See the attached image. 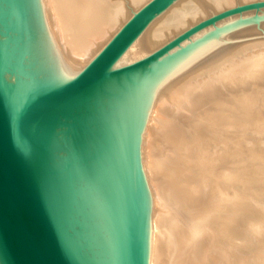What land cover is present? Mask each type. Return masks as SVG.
<instances>
[{"label":"water","instance_id":"water-1","mask_svg":"<svg viewBox=\"0 0 264 264\" xmlns=\"http://www.w3.org/2000/svg\"><path fill=\"white\" fill-rule=\"evenodd\" d=\"M174 1L146 0L70 69L40 0H0V264H149L141 135L170 77L157 59L224 17L264 7H223L117 64Z\"/></svg>","mask_w":264,"mask_h":264},{"label":"bare ground","instance_id":"bare-ground-1","mask_svg":"<svg viewBox=\"0 0 264 264\" xmlns=\"http://www.w3.org/2000/svg\"><path fill=\"white\" fill-rule=\"evenodd\" d=\"M40 1L55 47L70 69H81L146 0ZM232 4L233 0L174 1L147 25L117 64L127 63L153 50L208 15L210 9L217 11ZM221 46L214 35L208 34L195 44L183 48L176 46L169 54L157 59L170 77L155 93L141 135L140 157L150 205L149 264H210L209 257L215 252L219 255L218 264L235 261L245 264L248 259H253L255 264H264V255L259 258L257 254L249 258L235 257L238 249L224 243L217 235L219 232L216 231L220 229L214 228V224L218 226L224 222L228 216L223 211L232 206L247 229L257 239L260 238L264 233V204L260 199H256L257 202L247 200L246 193L236 184L234 177L221 169L220 162L210 159H218V156L207 153L210 149L220 151L240 146L242 128L253 126V122L259 120V115L253 113L255 110H249L253 97L251 99L248 92L256 86L253 84L260 81L249 85L247 93L242 90L228 94L227 91L230 82L242 76L264 74V43H238L230 49ZM260 85L262 91L263 86ZM201 97L206 105L205 117L196 113ZM235 99L237 104L233 103ZM229 105H239L243 109L242 117L238 116L240 111L235 110L233 114ZM194 117L202 127L214 130L217 136L200 127L194 128L195 125L191 124ZM151 121L156 122L155 126L166 142L180 145L184 150L190 145L194 147L193 159L199 174L196 181L183 184L169 165L162 164L164 159L161 160L153 151L152 140L148 142L149 139H145L146 125ZM183 127H187L188 136L181 132ZM224 131H232L233 134ZM261 158L264 160V155ZM261 169L260 175L256 176L264 182V165ZM256 176L255 181L259 180ZM246 177L250 180L247 174ZM239 227L236 224L230 230L237 234ZM214 235L218 236L215 242L223 249L214 245Z\"/></svg>","mask_w":264,"mask_h":264},{"label":"rangeland","instance_id":"rangeland-1","mask_svg":"<svg viewBox=\"0 0 264 264\" xmlns=\"http://www.w3.org/2000/svg\"><path fill=\"white\" fill-rule=\"evenodd\" d=\"M239 2H243V1L233 0V4ZM210 10L211 11H209V14L210 12L212 13L215 11L214 9H210ZM208 34L214 35L216 41L218 42V45L220 46L222 45L221 47H224L223 45H225L226 46L225 48L227 49H230L235 45L237 46L238 43L239 44L241 43V45L250 44V43H264V7L245 10L224 17L216 21L215 23L208 25L205 28L201 29L200 31L196 32L195 34L190 36L189 39L183 41L177 48H183L188 45L195 44L196 42H198ZM257 76H259V78ZM263 77H264L263 73L254 74L250 76L245 75L242 76L241 79L235 82H230V84L228 85V91H227L228 94L231 92L239 93L242 90H243L242 92L245 91V93H247L248 89L250 88V86H252L251 84L254 81L256 80L260 81L257 84H253L257 86V89L256 86H252V88L249 89L250 91L248 92L251 95L250 96L251 99L252 97L254 100L255 98L256 100L258 99L257 104H256V100L253 101L252 99L251 102L252 104L251 103L249 104L250 106L249 110L253 111L254 109L255 110L253 112L254 115L256 116L257 114V116L259 115L260 117L258 116L259 120L253 122L254 123L253 126L250 125L251 127L247 126V128L245 129L242 128V131L240 132L241 133L240 146L229 147L226 150L221 149L220 151H215V150L213 151L212 149H210L209 150L210 153L206 151L208 154H211L213 157L214 154L218 156L217 157L218 159H213V158L210 159L213 160L214 162L215 161L218 163L220 162L221 169H224L226 173L234 177L236 184L242 187L241 189L244 191V193H246L247 200L257 202L256 199L258 200L260 199V202L262 204H264V182L261 181V179L258 178L257 176L260 175V173L262 172L263 168L260 170V167L264 165V160L263 158H261L264 155L263 154L264 153V108H263L264 78ZM259 84H261L260 86H263L262 91L260 90ZM242 86H244L243 89H241ZM258 92L260 93V95L258 94ZM203 101L204 99L202 97L201 99H198V107L196 108V113L198 112L199 115L205 117L206 105L203 103ZM234 101L237 100L236 99L233 100V103L237 104ZM255 104L258 105L256 109H255L256 106ZM251 105L254 106L252 107ZM229 108H231L230 110H233V112L231 111L233 114L235 113V110L240 111V115L238 116L242 117L243 109L239 105L230 106ZM253 113L251 112V115H253ZM169 117L170 116H168V118ZM191 121H192L191 124L195 125L194 128L197 127L199 129L200 127L204 129L205 132L207 131L211 135L217 136L214 130L210 131L205 127H202L201 123L197 122L195 117ZM155 124L156 122L153 121L147 123L145 139L146 140L149 139L148 142L152 140L151 145L154 147L153 151L158 153V155L161 157V160L162 158L164 159V161L162 160V164L165 166L169 165L171 171L174 172V174L177 176V178L181 183L190 184L191 182L196 181L198 179L199 174L197 171V164L195 162V159H193L195 152L194 147L190 145V147L184 150L181 149L182 147L180 145H175L174 143L166 142L165 139L161 137L160 129H158L155 126ZM181 132H183L184 135L186 136L189 135L187 127H183ZM224 133L233 134L232 131L229 132L224 131ZM255 151H258L256 152L258 153L257 156L255 154ZM246 174L250 178V180L247 179ZM255 176L256 179L258 178L259 180L255 181L254 179ZM252 179L254 180L252 181ZM223 212L228 217L224 222L221 221L218 224V226L214 224V228L220 229V231L214 230V233L215 231L219 232V234L217 233V235L221 236V239L224 243H229L231 246L233 245L238 249V253L235 254V257L242 256L249 258L255 254H257L256 256L257 258L263 256L264 233L260 236V238L257 239L256 236H254L247 229L246 225L243 222H241V220L243 219L240 220L239 217H237V213L235 210H233L232 206H227L226 210H224ZM236 224L240 226L238 228L239 233L233 234L230 228L232 226L234 227ZM217 235L216 236L214 235L213 237L214 245L217 247H222L223 249L224 247L222 245L215 242L216 240H218ZM209 262L210 264L219 263L218 252H215L213 256L211 255L209 257ZM232 264H238V261H235ZM245 264H255V263L253 259L250 260L248 259V261H246Z\"/></svg>","mask_w":264,"mask_h":264}]
</instances>
